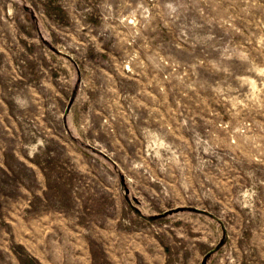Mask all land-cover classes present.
Masks as SVG:
<instances>
[{
  "label": "rangeland",
  "instance_id": "1",
  "mask_svg": "<svg viewBox=\"0 0 264 264\" xmlns=\"http://www.w3.org/2000/svg\"><path fill=\"white\" fill-rule=\"evenodd\" d=\"M0 264H264V0H0Z\"/></svg>",
  "mask_w": 264,
  "mask_h": 264
},
{
  "label": "trees",
  "instance_id": "2",
  "mask_svg": "<svg viewBox=\"0 0 264 264\" xmlns=\"http://www.w3.org/2000/svg\"><path fill=\"white\" fill-rule=\"evenodd\" d=\"M32 260V259H31Z\"/></svg>",
  "mask_w": 264,
  "mask_h": 264
}]
</instances>
